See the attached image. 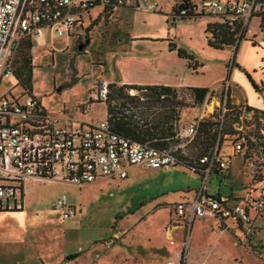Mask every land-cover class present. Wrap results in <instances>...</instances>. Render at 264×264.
I'll return each instance as SVG.
<instances>
[{
  "label": "rangeland",
  "instance_id": "rangeland-1",
  "mask_svg": "<svg viewBox=\"0 0 264 264\" xmlns=\"http://www.w3.org/2000/svg\"><path fill=\"white\" fill-rule=\"evenodd\" d=\"M156 1L159 10L152 12L132 8L99 12L95 7L81 29L71 30L72 38L42 30L30 42V49L26 41L21 42L14 55L13 77L0 79V96L23 99L31 95L46 112L68 123L96 122L104 113V100L97 97L107 84L104 78L118 76L119 60L148 45L139 39L162 38L166 33L164 41L197 60L224 61L223 51L205 48L200 26L212 19L203 16L177 23L172 8L179 0ZM151 45L157 48L160 41ZM23 60L31 66L28 84L14 78ZM70 82L75 83L63 89ZM129 91L132 96L139 94L129 89L127 95ZM222 93H207L196 104L186 89H178L177 119L166 126L172 131L194 118H211L216 113L214 98L220 99ZM96 100L102 103H89ZM150 112L154 118L159 111ZM198 140L195 135L182 150L187 163L198 158ZM217 156L229 158L228 177L220 183L211 177V190L229 195L231 206L240 204L248 191L254 196V184L242 172L241 156L223 147ZM38 181L23 183L22 211L2 218L0 264H264V222L260 218L224 229L211 216L188 223L173 214L171 204L191 198L199 186V178L183 165L171 169L133 166L121 181ZM62 198L74 209L73 217L63 219L62 211L54 206ZM258 215L264 217V213Z\"/></svg>",
  "mask_w": 264,
  "mask_h": 264
},
{
  "label": "built area",
  "instance_id": "built-area-1",
  "mask_svg": "<svg viewBox=\"0 0 264 264\" xmlns=\"http://www.w3.org/2000/svg\"><path fill=\"white\" fill-rule=\"evenodd\" d=\"M95 7L99 12L118 8L152 12L159 10V3L156 0H0V79L11 77L14 53L21 42H34L42 30L51 36L72 38L71 30L81 29L82 22ZM262 7L255 0H192L188 9L179 10L173 18L208 15L228 25L238 19L241 30L249 16L257 14ZM261 33L264 37V31ZM225 92L224 87L213 108L219 111L220 118L226 111ZM131 93L128 95L132 96ZM105 94L103 84L97 97L104 100ZM243 110L237 117L236 133L223 148L241 159L244 156V174L257 179L255 195L249 196L248 191L240 204L231 206L230 196L211 190V177L217 183L226 182L229 160L217 156L221 147L215 144L190 169L199 178V186L189 201L171 205L176 217L190 223L211 216L222 225L227 220L241 223L260 218L264 222V217L258 215L264 213V153L259 151L264 148L255 137L261 136L264 142V116L250 115L246 119ZM200 119L194 118L184 128L173 129L170 137L138 141L113 132L105 119L68 123L46 112L31 95L23 99L0 96V213L22 209V187L28 179L80 184L101 178L124 179L126 170L133 166L171 169L183 162L182 150L193 142ZM54 206L62 211L63 219L75 215L63 198Z\"/></svg>",
  "mask_w": 264,
  "mask_h": 264
},
{
  "label": "trees",
  "instance_id": "trees-1",
  "mask_svg": "<svg viewBox=\"0 0 264 264\" xmlns=\"http://www.w3.org/2000/svg\"><path fill=\"white\" fill-rule=\"evenodd\" d=\"M190 1L192 0H179L177 4H174V9L172 8V12L174 13L173 15H176L179 10L188 9ZM255 1L261 3L262 5L264 4V0ZM198 17L199 16H191L190 14H186L185 16H179V19L185 20ZM251 17L258 18V28L261 30L260 32H263L264 7H262V10L257 14H252ZM240 26L241 21L238 19L231 21L229 25L226 22H214L206 24L204 33L209 35V37L206 38V45L214 50H221L223 47L233 46L234 50L238 42L241 40V33L243 29L240 30ZM26 48H31L29 41H26ZM167 49L169 51H175L177 58L185 60L187 68L194 70L196 67H198V64H196L193 57L187 54L183 49L175 47L170 42L167 43ZM232 60L233 55L231 56V63ZM30 68L31 66H29V61L27 60L25 62L23 60L18 71V76L14 77L19 84H28ZM244 76L250 83L251 87L256 91L257 87L252 83L248 74L244 73ZM11 77H13V73ZM74 83L75 82H70L65 84L63 89L70 88ZM105 88L106 94L103 101L106 112L105 120L113 132L138 141L163 139L171 136L170 126L167 127L166 123L170 120L177 119L176 109L180 101L175 100L177 91L164 86L117 85L115 83H107ZM129 89L139 92V94L129 96L126 93V91ZM186 90L189 92L193 103L196 104H200L206 93H208L207 89L205 88H186ZM160 96L162 98H160ZM139 98H142V100L140 101ZM89 103H100V101H90ZM225 104L226 111L221 118L219 117V111H216L215 114H212V119L207 118L203 120L200 119L198 121L196 128V137H199L197 145L200 149L198 158L209 153L215 144L217 146L220 145V147L227 146L231 140L230 138L236 133L235 127L238 123L237 117L240 113L241 107L234 106L230 103L227 90L225 92ZM152 109L159 111L157 116L154 118L152 116L153 113L150 112ZM243 109L244 111H251L249 108ZM253 113L254 118L257 114L264 116V114L261 112L252 111V114ZM255 137L260 141V147L264 148V142H262L263 140L261 136L255 135ZM259 151L264 153L262 149ZM198 158H196L193 163H187V161L182 158L181 161L183 162H180L178 165H183L190 170L191 168L195 167L194 163ZM242 160L243 163L241 168L244 174V156L242 157ZM192 173L195 174L194 171H192ZM245 177L248 183L252 182L254 186L257 185V179L255 176L254 179H249L246 175Z\"/></svg>",
  "mask_w": 264,
  "mask_h": 264
},
{
  "label": "crops",
  "instance_id": "crops-1",
  "mask_svg": "<svg viewBox=\"0 0 264 264\" xmlns=\"http://www.w3.org/2000/svg\"><path fill=\"white\" fill-rule=\"evenodd\" d=\"M203 16L208 15H200L198 18ZM208 18L210 20L212 19L213 22L211 23L217 21L214 17L208 16ZM174 19L177 20V23H179V21H184L175 17ZM251 20L252 25L250 24ZM189 22L192 21L190 20ZM206 24L209 23L204 20L201 22L200 26L202 35L204 36L205 48L208 52L216 51L206 45L205 36H208V34L204 33ZM165 35L166 33L163 37H165ZM163 37L156 38L150 36L137 40L140 43H147L148 45H144V47H142L143 50H133L132 52L134 54L129 52L126 57L120 59L118 62L119 75L116 76L112 74L109 77H105V82L115 83L117 85L164 86L174 89L177 93L178 89L181 88H205L208 93L212 92L213 94H216L217 91L218 93H221V91L223 92V88L225 87L228 91V98L232 105L239 106L242 110L243 108H249L251 110H243L242 116L244 118L248 119L250 115L253 117L254 113L252 114V111L264 114V37L258 28V18L250 17L245 21L241 33V40L238 42L234 50L233 46L223 47V49L219 50L226 54L222 63H206L197 60L193 55H190L193 57L196 64H198V67L194 70L187 68L185 60L177 58L175 51H169L167 49L168 42L164 41ZM157 41H160V45L157 48H153L151 44ZM232 55L233 60L231 63ZM244 73L248 74L252 83L257 87L256 91L251 87L250 83L245 78ZM177 93L176 96H178ZM214 99L216 103L218 99ZM101 103L102 102L97 104ZM105 118L106 112L104 106V113L100 120ZM91 120L86 119L84 121ZM130 168L126 170V177L121 180L127 178V173ZM227 177L228 169L225 180H227ZM107 180L121 181L115 178ZM26 181L33 183L40 182L34 179H28ZM191 198H184L181 201H175L171 205L189 201ZM21 211L22 209L18 212L0 213V224L3 222L2 218L4 216L10 215V213H19ZM224 225H227V227L230 225L240 227L241 224L233 223L229 220L225 221L223 225L218 224L219 227L223 228Z\"/></svg>",
  "mask_w": 264,
  "mask_h": 264
},
{
  "label": "bare ground",
  "instance_id": "bare-ground-1",
  "mask_svg": "<svg viewBox=\"0 0 264 264\" xmlns=\"http://www.w3.org/2000/svg\"><path fill=\"white\" fill-rule=\"evenodd\" d=\"M38 39V38H37Z\"/></svg>",
  "mask_w": 264,
  "mask_h": 264
}]
</instances>
